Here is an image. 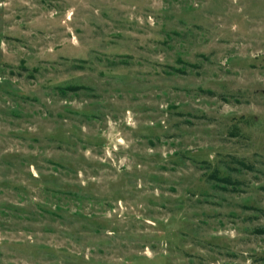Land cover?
<instances>
[{
  "label": "rangeland",
  "instance_id": "1",
  "mask_svg": "<svg viewBox=\"0 0 264 264\" xmlns=\"http://www.w3.org/2000/svg\"><path fill=\"white\" fill-rule=\"evenodd\" d=\"M262 231L264 0H0V264H264Z\"/></svg>",
  "mask_w": 264,
  "mask_h": 264
},
{
  "label": "trees",
  "instance_id": "2",
  "mask_svg": "<svg viewBox=\"0 0 264 264\" xmlns=\"http://www.w3.org/2000/svg\"><path fill=\"white\" fill-rule=\"evenodd\" d=\"M83 87H79V86H74V87H71L70 89L73 90V91H78L80 89H82ZM233 134H237V133H233ZM240 164H242L243 166H246L247 168H251V166L249 165H246V163H244V161H238ZM211 178L213 180H216V181H219V182H222L223 184H226V185H236L237 182L233 181L230 177H221L220 176V172L219 170H215L212 174H211ZM264 232V231H262Z\"/></svg>",
  "mask_w": 264,
  "mask_h": 264
}]
</instances>
